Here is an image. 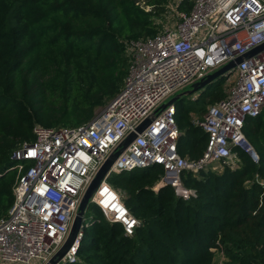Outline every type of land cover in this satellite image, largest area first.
Masks as SVG:
<instances>
[{
  "label": "trees",
  "instance_id": "obj_1",
  "mask_svg": "<svg viewBox=\"0 0 264 264\" xmlns=\"http://www.w3.org/2000/svg\"><path fill=\"white\" fill-rule=\"evenodd\" d=\"M143 3V5H141ZM168 0H0V217L13 203L17 172L12 151L31 142L34 125L78 127L119 92L128 71L125 44L155 36L154 22ZM192 3L183 0L180 9ZM145 7H150L146 11ZM225 77L174 104L181 157L199 158L207 135L191 122L225 97ZM243 133L257 162L236 150L231 169L182 174L195 191L176 198L153 191L159 166L113 174L109 185L139 221L131 237L89 204L75 264H264V112L247 118ZM68 264V263H60Z\"/></svg>",
  "mask_w": 264,
  "mask_h": 264
},
{
  "label": "built area",
  "instance_id": "obj_2",
  "mask_svg": "<svg viewBox=\"0 0 264 264\" xmlns=\"http://www.w3.org/2000/svg\"><path fill=\"white\" fill-rule=\"evenodd\" d=\"M182 1L173 4L177 21L172 27L125 44L128 71L123 85L89 122L73 128L34 125V139L12 151L17 176L13 203L0 217V264H47L66 242L98 171L132 133L135 138L90 199L108 222L122 226L127 237L139 221L123 204L121 193L109 185L111 175L159 166L163 173L152 190L170 187L176 198L189 200L195 191L183 185V173L215 171V163L234 169L239 163L236 150L248 154L244 122L264 112V50L223 76L232 77L225 97L209 106L202 119L191 116L192 124L207 135L199 158L179 155L175 104L162 106L264 43V0H190L189 11L179 8ZM200 92L179 95L196 100ZM146 120L149 123L137 132ZM249 156L257 162L256 154ZM87 225L84 216L60 263L78 262Z\"/></svg>",
  "mask_w": 264,
  "mask_h": 264
},
{
  "label": "water",
  "instance_id": "obj_3",
  "mask_svg": "<svg viewBox=\"0 0 264 264\" xmlns=\"http://www.w3.org/2000/svg\"><path fill=\"white\" fill-rule=\"evenodd\" d=\"M264 50V43L257 48L253 49L252 51L248 52L245 54L243 57L237 58L234 61H230L228 64L224 65L217 71L213 72L212 74L208 75L205 79L202 81L192 85L191 90L186 93V95H193L199 91H202L205 89L206 86H208L210 83L215 81L217 78L224 76L225 74L229 73L232 71L237 64L241 63L244 58H249L253 56L256 53H259ZM181 98V95L173 97L167 104L163 105L162 108H164L166 105H170L175 103L178 99ZM149 123L148 120H146L138 129L137 132H141L146 125ZM135 138V134L132 133L130 134L123 142L120 144L118 147V150L115 151L110 155V157L106 160V162L103 164V166L100 168L98 171L96 177L94 180L91 182L89 187L87 188L86 192L84 193L82 200L80 202L79 208H78V213L74 218L73 224L70 229V233L68 235V238L62 248L52 257V259L47 263V264H59L65 254L67 253L68 249L74 242L80 227L83 222V218L85 216V213L87 211V208L90 204V199L95 193L97 187L99 184L102 182L104 177L106 176L107 172L109 171L111 165L113 164L114 160L124 151V149L128 146V144ZM245 150H247L249 155H255V151L249 147V145L246 143L245 145Z\"/></svg>",
  "mask_w": 264,
  "mask_h": 264
},
{
  "label": "rangeland",
  "instance_id": "obj_4",
  "mask_svg": "<svg viewBox=\"0 0 264 264\" xmlns=\"http://www.w3.org/2000/svg\"><path fill=\"white\" fill-rule=\"evenodd\" d=\"M174 3H175V0H168V3L164 6L162 11H160L161 9L158 11L159 15L157 17L153 18L154 22L156 24H158L161 29L163 27H172L176 23L177 18H176L175 12L172 11V9L174 7L173 6ZM141 5H143V3H141ZM145 9H146V11H150L151 10L150 7H145ZM231 78L229 80H227V78H225V83L223 84L224 93H226V89H227L228 84L231 82ZM190 89H191L190 87H187L183 91L178 92L177 95L185 93V92H189ZM192 98H194V96ZM211 105H213V104H210V103L207 104L206 109L209 106H211ZM205 112H206V110H205ZM204 114L205 113H203L202 115L193 114L192 116H193V118L200 120V119L203 118ZM212 167L214 168L215 171L221 169V165H219L217 163L212 164ZM226 261H227V259L224 257V254H223V252L220 249L214 251L213 259H212V263L211 264H225Z\"/></svg>",
  "mask_w": 264,
  "mask_h": 264
},
{
  "label": "crops",
  "instance_id": "obj_5",
  "mask_svg": "<svg viewBox=\"0 0 264 264\" xmlns=\"http://www.w3.org/2000/svg\"><path fill=\"white\" fill-rule=\"evenodd\" d=\"M193 114H191V116H192Z\"/></svg>",
  "mask_w": 264,
  "mask_h": 264
}]
</instances>
